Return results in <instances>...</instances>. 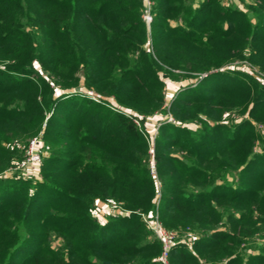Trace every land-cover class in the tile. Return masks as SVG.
<instances>
[{"label": "trees", "instance_id": "16d2710c", "mask_svg": "<svg viewBox=\"0 0 264 264\" xmlns=\"http://www.w3.org/2000/svg\"><path fill=\"white\" fill-rule=\"evenodd\" d=\"M147 1L150 26L143 0H0V171L39 132L49 152L35 186L0 179V264H164L146 226L155 217L179 234L166 264H264V244L241 248L264 233V144L254 154L250 124L196 133L161 123L152 175L133 121L160 109L159 74L198 73L171 104L176 121L220 117L238 102L264 122V84L234 69L208 73L246 54L264 73V0L246 13L221 0ZM228 168L239 169L237 183L220 184ZM96 200L129 214L97 222Z\"/></svg>", "mask_w": 264, "mask_h": 264}, {"label": "rangeland", "instance_id": "374dc122", "mask_svg": "<svg viewBox=\"0 0 264 264\" xmlns=\"http://www.w3.org/2000/svg\"><path fill=\"white\" fill-rule=\"evenodd\" d=\"M199 0H191V8H194ZM144 2V7L141 11V19L142 21L146 24V26H150V24L152 23V16H151V3L150 1L147 0H143ZM221 5L226 6V7H231V8H235L239 11L242 12H250L249 8L255 6V3L252 0H221ZM251 18V17H250ZM246 54V51H245ZM247 55V54H246ZM246 55H244V57H236L234 59H231L229 61H227L226 63L222 64L220 68L218 69H212L211 71H208L209 74H214L217 71H224L225 68L227 69H234L237 70L239 73L237 75V77H239L241 75V73H245L247 75H250L253 78H256L258 82H260L261 84H264V73L261 72L256 66H254L253 64H251ZM32 68H34L35 70H37L38 72L40 71L38 68V65L33 62L32 64ZM29 69V68H28ZM41 73V72H40ZM173 73L175 74H180L182 72L178 71V70H174ZM198 73L196 74H186L187 78H177V79H171V78H167V77H162V74H159V77L161 78V82L163 83V87H162V103L160 106V109L157 111H154L151 113V115L146 116L145 118L143 117H135L133 118V120H135L137 123L139 121L137 120H143V126L141 127V125L138 123L137 126H139V129L142 128V130L144 131L145 135L147 136V154L149 157V170L150 173L152 175H154V160H153V156H154V142H155V138L157 136V129L159 127V125L161 123H167V124H173V126H178V127H184L185 129H188L191 132H200L202 131V125L203 123H208L211 126H213L215 124V122L217 124H223L227 127H233L236 126V124H239L240 122L246 121L250 124L251 126V133L254 134L255 140H254V154H259L262 153L261 151V145L264 144V122L259 121L258 120V116L255 114L253 117H251V115H249L244 109V105L243 106H237L238 102L235 104V102H230L231 106H229V104L226 102L225 105L223 104V108H221L220 110H222V114L219 117V109L214 111V113L212 114V112L210 113H205V115H200L199 119L201 120V122L198 121V119H188L186 121L183 122H178L174 119L172 113H171V104L173 103V100L175 98V96L184 88V86L188 85V84H197L198 83V79H200V77L198 78V76H196ZM207 74V73H206ZM208 74V75H209ZM205 75V74H204ZM203 74L201 75L202 77L204 76ZM77 91L80 92H85L87 91L83 84H79L78 87L76 88ZM75 89V90H76ZM55 92L56 94L60 95L62 93H65L64 91H61L60 87L55 88ZM87 94L93 95L95 97L94 91H87ZM106 103L107 106L116 109V100L112 97V96H105L102 97ZM95 99L97 101L102 100L101 98H97L95 97ZM95 101V100H94ZM143 104H146V100H142L139 103H136L137 107L143 106ZM224 109V110H223ZM227 109V110H225ZM123 112H125L126 114H129L130 112H132L130 109H121ZM131 114V113H130ZM211 116L214 117H218L217 119H213V121H211ZM138 118V119H137ZM210 118V120H209ZM217 120V121H215ZM135 123V122H134ZM42 128L43 125H42ZM41 128V129H42ZM36 139H38V148L37 150L39 151V154L41 156V163L39 165H27L22 169H17V167L22 163V161L24 160V154H25V149L27 146H23L22 150H20L19 156L12 160L8 166L4 167L2 171H0V179H12V180H21L22 182H30L31 186H35V183L37 181L41 180V172H40V168L42 165L43 160L47 159L49 157V152H47V149L44 146V141L41 138V134L39 132V134H37L35 136ZM188 138H191L189 135L186 137V140ZM31 140V139H30ZM29 139L27 141H30ZM27 143V142H26ZM25 143V144H26ZM218 168L217 166L214 167V169ZM239 169L236 171H233L232 169H226V171L223 173V176L226 177L225 181H219L220 184H223L222 182H229V183H237V179H238V173ZM257 188V187H256ZM262 193H264V190L262 191ZM94 206H96V209L93 211V218L97 221V222H102L105 219L109 218V217H115L118 215H121V213H125V215L129 214L128 211L123 210L120 206L121 204H113L112 202H103V201H99L96 200L94 202ZM138 213V212H135ZM159 223H161L159 221ZM150 221L147 222V228L148 230L151 232V238L150 240H154V241H158V239L156 238L154 232L150 229L149 227ZM162 227L165 229V227L162 225ZM165 231H170L165 229ZM172 232V231H170ZM176 234V238L178 237L179 234H177V232H174ZM175 238V239H176ZM174 239V241H175ZM160 243V242H159ZM264 244V233H263V237L261 238L260 233H257L255 236H253L251 239H249L248 241H246L241 248H245L247 253H250V251L252 249H250V247L252 246L255 247L256 249H258L259 245ZM162 247V245H161ZM51 248H53L54 250L56 249H61L62 248V239L61 238H54L53 240H51ZM162 254L160 257V261L164 264H166V259L163 256V249L161 250ZM258 251V250H256ZM224 260L215 263V264H224Z\"/></svg>", "mask_w": 264, "mask_h": 264}, {"label": "built area", "instance_id": "2783aa9c", "mask_svg": "<svg viewBox=\"0 0 264 264\" xmlns=\"http://www.w3.org/2000/svg\"><path fill=\"white\" fill-rule=\"evenodd\" d=\"M90 98L95 100V97L93 95H90ZM136 125L138 123L133 120ZM38 139L32 138L25 149V154H24V160L22 163L17 167V169H22L27 165H39L41 163V156L39 154V151L37 150L38 148ZM150 229L154 232L156 238L162 245L163 249V256L164 258L166 257L167 251L169 250L172 242L176 238V234L172 231H165V229L162 227V224L159 223V220L155 217L153 220L150 221L149 224Z\"/></svg>", "mask_w": 264, "mask_h": 264}]
</instances>
